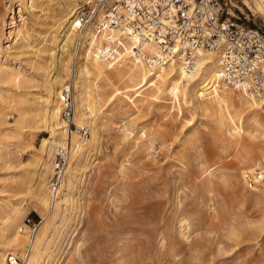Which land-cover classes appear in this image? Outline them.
Wrapping results in <instances>:
<instances>
[{
    "label": "rangeland",
    "instance_id": "rangeland-1",
    "mask_svg": "<svg viewBox=\"0 0 264 264\" xmlns=\"http://www.w3.org/2000/svg\"><path fill=\"white\" fill-rule=\"evenodd\" d=\"M95 6L98 0H0V64L24 74L18 83L0 79V229L19 215L29 240L13 257L30 256L42 233L43 141L52 138L53 91L70 86L73 123L87 127L76 123L77 109L88 115L94 142L88 145L87 127L86 153L71 194L40 240L39 264H264V181L248 190L241 178L264 176V120L238 108L236 99L213 105L194 87L176 98L175 70L159 85L153 76L129 82L97 75L91 57L101 47L90 45L96 20L79 45H66L62 63L63 17L77 9L91 14ZM242 21L264 31L260 17ZM100 59L109 72L124 69L116 57ZM81 68L91 69L81 77L85 95L77 90ZM55 77L62 87L52 86ZM26 219L40 223L34 234ZM4 249L0 255H11Z\"/></svg>",
    "mask_w": 264,
    "mask_h": 264
},
{
    "label": "built area",
    "instance_id": "built-area-1",
    "mask_svg": "<svg viewBox=\"0 0 264 264\" xmlns=\"http://www.w3.org/2000/svg\"><path fill=\"white\" fill-rule=\"evenodd\" d=\"M254 1L236 0L247 11L245 15L244 11L233 7L230 0H98L103 12L94 29L95 32H122L135 42L132 49L136 57H140L142 44L154 46L159 55L151 59L157 64L180 56L184 59L186 72L194 65L197 51L215 52L218 55L216 75L220 83L252 96L264 109V31L249 27L242 21L248 20L249 16H257L264 21V16L249 7ZM232 9L239 12L235 15ZM91 17L92 13L81 10L77 12L75 23L82 24L85 29ZM84 29L83 32L81 29V36ZM81 36L77 45L81 42ZM119 47L118 40L111 42L107 39L102 43L98 56L111 61L117 57ZM61 101L62 121L72 133L76 108L70 86L63 87ZM74 132L79 137V144L84 146L89 138L88 128L74 125ZM72 151L68 140L53 149L50 162L52 171L46 184L51 201H55L61 192ZM241 178L248 190H254L264 181L261 171L254 174L244 172ZM31 221L26 219V223L33 227L31 231L34 234L40 223ZM26 256L27 253L24 258L18 259L9 255L8 263L25 264Z\"/></svg>",
    "mask_w": 264,
    "mask_h": 264
},
{
    "label": "bare ground",
    "instance_id": "bare-ground-1",
    "mask_svg": "<svg viewBox=\"0 0 264 264\" xmlns=\"http://www.w3.org/2000/svg\"><path fill=\"white\" fill-rule=\"evenodd\" d=\"M249 7L251 8V10H254L255 12L264 16V0H255L252 7L250 5ZM77 10L70 11L67 14H65V16L63 17L61 21V27L63 29L67 28V33L65 34L66 39H65L64 44L61 47V50H62L61 51V56H62L61 62L62 63H63V60H65L68 57V49H66L67 47L66 45L67 44L74 45L77 42L79 36H81V29H82V32L84 29L82 24L75 23L77 20ZM101 12H102L101 6H95L89 23L92 24L94 20L98 22L101 16ZM86 28L84 29V31L86 30ZM19 34H20V31L15 32V36ZM81 39H82V36H81ZM107 39H109V41L111 42H115L116 40L119 41L120 47H119V51H117L116 58L120 59L119 62L120 64H122V66H124L123 67L124 69L122 70L121 74L116 73V72H109V70L106 69V67L103 66V64L99 62V59H100L99 56L97 57L92 56L91 57L92 70L97 75L102 76V77L112 78L114 80L129 81V82H132V80L135 79V77L139 78L142 76L143 77L153 76V79L156 81V84L159 85L161 83L163 84L165 82H169L170 80H172L170 74L171 72L175 70L176 79L174 81H170L171 83L170 92H172L176 98H177L178 93L183 94L181 92L186 91L188 87H194L197 89L198 92L208 95V98L206 100L213 105L219 106L220 98L222 97H226L229 100L236 99L238 102L237 104L238 108H242L250 112L251 115H253V118H257L259 122L264 120V117L262 118L260 116V114L264 112V109L261 107V103L259 101H257L252 96L246 93H243L242 91H236V90L230 89L226 87L225 85H223L222 83H220L216 75L217 70H218L217 53L197 51L194 54V58H195L194 65L192 66L189 72H186V70H184L183 68L184 59H182L180 56H175V58H170L168 61L162 64H157L155 61L152 62L151 58L159 55L157 49L152 45L142 44L140 46V57H136L132 49V45H134L135 42L131 38H128L122 32L118 30H105L102 32H99V31L95 32V34H93V36L91 37L90 45L92 47L94 45L101 47L102 43H104ZM89 70L91 71V69ZM89 70L85 68H81V70L79 71L78 80H77V86H78L77 90H79L78 93H80V95H85V91H86L85 83L83 84V81H81V77L82 78L87 77L89 74ZM20 75L23 76L24 74H20V72H16L15 70L5 67L0 64V79L6 78L10 80V82L12 81L14 83H18L19 79L21 78ZM55 85L60 86V83L57 77L53 79L52 86L54 87ZM16 88H17V84H16ZM53 92H54V96L56 97V99L54 102L53 109L50 112L49 120H48V123H50L51 129H52V138L50 140H44L43 147H45V149L47 148V150L45 151L47 152L46 155L49 156V154H51V152L53 151L54 147L58 145H63V142L59 143V141L68 140L69 144H71L73 148V151H72V155L69 160V163H68V167L64 174V180H63V186H62L61 192L55 201H51L47 185L46 187L44 185L45 170L48 168V165H47L48 156L47 157L44 156L46 159H44L39 165L40 172H39L38 178L37 177L36 178L38 179V182H37V187L39 190L38 198L42 197V200H44V207L41 208L42 211L44 212L42 216L43 226L41 227L43 229H42L41 235L39 236V239L36 240L37 244L34 241V245H32L31 243V245L29 246L31 249V254L30 256H27V258L29 257L28 264H39V261H40L39 252L42 251V249L40 250L39 248L40 240L45 235L46 231H48V227L53 221V218L55 217V214L58 212V209L60 208V206L66 202L65 197L68 194H71L70 191L73 188L74 175H76V171H75L76 167L80 166L81 158L82 156H84L83 154L86 153V150H87V148L84 147L86 144L84 146H81L79 144V137H75L77 136L75 132L72 131V133H69L68 126L65 124L64 121H63L64 122L63 124H65L66 126L59 127L61 125L60 123L61 105L63 106V103L61 101L62 94H61V91L59 92L57 89L54 90ZM76 105H78V102ZM19 117L20 119H23V114L19 115ZM76 118H77V122H76L77 124L81 122L90 129L91 138L89 139V144H88L90 146L94 142V134L92 131L93 129H92L91 120L89 119L88 115H86L85 113L81 114L79 109H77ZM63 128H67L68 131L63 130ZM71 134H73V136ZM70 140H71V143H70ZM50 166H51V163H50ZM51 171L52 170L50 168V174H51ZM63 196H64V199H63ZM38 201L40 202V199ZM45 206L47 207L46 212L44 210ZM13 216L14 218L8 217L7 222L0 229V245L3 248H6L4 249L5 251L3 250L4 252L8 250L9 251L12 250L11 255L15 256L16 254L14 252L21 251V249L26 244L28 246L29 240L27 242V237L26 235H24L23 228L21 227V224H20V221H21L20 216L19 215H16V216L13 215ZM8 248H11V249H8ZM6 255L8 254L4 253L0 255V264H6L5 263V261L7 260Z\"/></svg>",
    "mask_w": 264,
    "mask_h": 264
},
{
    "label": "trees",
    "instance_id": "trees-1",
    "mask_svg": "<svg viewBox=\"0 0 264 264\" xmlns=\"http://www.w3.org/2000/svg\"><path fill=\"white\" fill-rule=\"evenodd\" d=\"M35 220H37V218Z\"/></svg>",
    "mask_w": 264,
    "mask_h": 264
}]
</instances>
